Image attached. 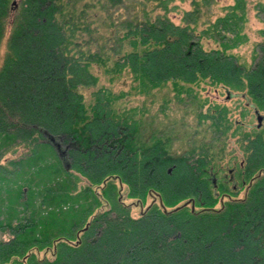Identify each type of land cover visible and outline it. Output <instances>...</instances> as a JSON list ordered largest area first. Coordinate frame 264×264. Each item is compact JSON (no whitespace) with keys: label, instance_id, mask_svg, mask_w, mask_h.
Segmentation results:
<instances>
[{"label":"trees","instance_id":"16d2710c","mask_svg":"<svg viewBox=\"0 0 264 264\" xmlns=\"http://www.w3.org/2000/svg\"><path fill=\"white\" fill-rule=\"evenodd\" d=\"M170 1L0 0V50L3 41L7 43L0 64V142L14 138V130L26 132L23 141L31 144L39 142L38 136L44 137L42 143L57 151L66 172L78 167L79 172L86 168L101 175L117 166L127 168L125 156L135 157L144 146L126 124L112 118L111 99L118 94L104 90L102 100L96 96L85 105L80 87L96 84L97 76L90 70L93 65L109 80L123 71L129 73L136 92H149L168 81L175 97L183 99L180 94L189 88L184 84L205 80L221 84L226 95H232L230 89L246 94L255 113L264 110V39L256 43L258 52L250 63L228 51L245 39L242 23L252 0H232L225 5L224 14L209 22L212 33L205 32L220 40L208 49L202 47L196 32L201 12L208 13L202 8L207 6L206 0H189L191 9L184 10L178 22L167 13L176 8ZM253 6L264 10L262 0H253ZM121 11L126 14L122 16ZM224 35L228 40L222 39ZM199 100L196 111L202 105ZM253 130L240 139V161L221 180H216L218 170L208 162V171L201 160L192 164L181 161L180 169L173 167L168 172L161 165L163 160H155L153 166L142 158L145 179L142 170L134 167L122 173L127 177L123 180L121 173L106 176L110 178L103 179L102 187L92 193L100 206L107 203L105 194L110 197L111 179L116 177L130 181L127 189L133 186L138 192L154 193L157 206L152 201L138 217L130 219L126 212V221H119L124 213L116 211L127 206L119 202L107 230L102 226L107 208H100L93 214L97 223L93 229L88 232L92 225H86L82 230L81 234L89 236L81 239L79 233L75 241L62 229L45 233L44 241L55 240L51 257L38 256L37 249H50L45 242L32 252L35 245L25 237L27 222L0 221V232L7 228L16 233L9 241L0 238V263L264 264V134L258 125ZM57 138L71 147L70 165L63 161L61 146L54 142ZM151 149L147 154L145 148V159L158 157ZM9 151L13 150L6 148L4 154ZM199 156L207 155L201 152ZM81 160L86 163L84 168ZM89 170L87 174L92 173ZM241 189L242 196L230 197L228 191ZM187 193L195 194L199 208L191 211L187 204L178 206L182 201L172 206ZM223 193L227 196L220 201L222 207L212 208Z\"/></svg>","mask_w":264,"mask_h":264},{"label":"rangeland","instance_id":"374dc122","mask_svg":"<svg viewBox=\"0 0 264 264\" xmlns=\"http://www.w3.org/2000/svg\"><path fill=\"white\" fill-rule=\"evenodd\" d=\"M262 1L264 2V0ZM231 2L232 0H206L207 6L201 5L208 11L206 14L201 12V17L196 25V32L201 35L203 48L208 49L217 46V39H220L215 36H208V32L205 30L212 33L209 22H213L218 15L224 14L225 5ZM169 5H176V8L167 12L175 22L180 20L184 10L191 9L189 0H171ZM142 7L145 8V2H143ZM247 7L246 19L242 23L245 39L235 47L229 48L228 51L233 52L239 61L250 63L253 59V53L258 52L256 43L264 39V10L259 9L257 11L253 6V0L247 3ZM125 14L124 11H121L122 16ZM185 16L191 17L192 15ZM6 32L5 36L7 37L8 32ZM225 33H229L226 34L227 36L231 35L228 30ZM222 39L228 40L225 35ZM6 44L3 41L0 50V64L6 54ZM90 70L97 76V80L95 85L80 87L85 105L93 102L96 96L102 100V91L104 90L118 94L111 99L112 114L114 115L112 118L118 120L122 126L126 124L127 130L140 138L139 142H142L144 149L141 150L139 147L135 157L125 156L127 168L121 169L117 166V169L110 168L100 175L97 171L93 172L92 169H83L86 163L82 160L80 161L82 164L80 166L83 167L82 172H79L78 167L71 172H66L63 169L62 159L59 160L57 157V151L42 143L44 137L39 138L38 136L39 142L31 144L23 141V137H27L26 132L14 130V138L9 136L0 142V221L27 222L28 229L25 231L27 232L25 237L31 245H35L32 252L36 246L43 242L50 247L47 250L45 247L37 249L38 256L47 254L48 257H51L50 252L55 240L50 238V240L44 241L45 233L62 229L65 234L70 236L71 241H75L76 235L79 233L80 238L89 236L81 234L82 230L86 225L89 227L92 225L88 232L93 229L97 224L96 219L92 220L93 214H96L100 208L102 210L107 208V219L103 220L105 224L99 221L102 226L105 225L107 230L113 223L111 220H114L115 207L119 205V202L127 205L125 208L122 207V210L116 211L117 214L124 213L118 218L119 221H126L127 213V217L130 219L138 217L141 210L144 211L151 205L152 201L153 205L157 206L158 200L154 193L153 200V195L147 194V191L138 192L133 186L132 189L131 187L127 189L130 181L127 180L125 183L119 181L117 177L111 179L114 188L109 198V194L105 192L107 193L105 194L107 203L103 202L100 206L101 203L94 199L92 193L98 191L100 186L102 187L103 179L106 181L107 178H110L106 176L112 175V173L119 175L130 167H134L139 169V172L140 169L142 170V178L145 179V170L141 166L142 158L143 163H147V165L152 163L153 166L157 165L155 160H163L161 165L167 166L168 172L173 167L180 169L179 164L182 162L192 164L201 160L202 165H205L208 171L211 165V168H216L218 170V173L215 174L216 180H221L224 179L222 175H227L228 168L236 167L240 161L243 144L240 139L247 132L252 133L254 126H257L256 113L252 109L254 104L249 97L246 94L236 92L235 89H230L233 92L232 95H226L221 84L208 83L205 80H200L197 84L192 83L189 86L184 84V87H189L188 91L180 94L183 99H177L168 81L159 87L151 88L149 92H136L131 88L133 85L131 76L125 71L109 80L107 75L96 65H93ZM97 89L102 90L96 93ZM199 99H202V105L196 111L195 108L198 107L197 100ZM257 111L262 115L258 125L259 131L264 134V110L257 109ZM222 113L224 116L220 117ZM54 142L58 143L59 147L61 146V153L65 156L63 161L70 165L72 155L69 144L67 145L66 142L64 143L58 138ZM153 145L156 147L151 149ZM6 148L13 151L4 154ZM145 148L147 154L151 149V153H157L158 157L151 159L148 155V159H145ZM191 148H193V153L190 151ZM201 152L207 156L201 158L199 156ZM181 158L185 159L180 160ZM82 159L92 160L89 156L87 158L83 156ZM133 162L136 165L133 166ZM88 170L92 173L87 174ZM125 175H121V180L127 178L124 177ZM130 178L133 179V177ZM88 185L91 186V189L86 188ZM229 185L231 184L227 183V186ZM156 191L158 192V190ZM228 192L230 197H240L243 191L241 189L237 193ZM77 195L79 197H76ZM218 196L212 203V208L222 207L220 201L225 200L227 195L223 193ZM190 197L193 198V210H196L200 205L195 194H184L180 199H176L177 202H173L172 206ZM186 207L191 210L189 204ZM96 218L101 219L102 217L96 215ZM119 226L122 227V225ZM4 229L6 230L0 232L1 239L9 241L16 236V233L14 234L7 228ZM34 238H38V240H34ZM16 264L20 263L16 262Z\"/></svg>","mask_w":264,"mask_h":264},{"label":"water","instance_id":"95a60500","mask_svg":"<svg viewBox=\"0 0 264 264\" xmlns=\"http://www.w3.org/2000/svg\"><path fill=\"white\" fill-rule=\"evenodd\" d=\"M262 119V115H260L259 113L256 112V120H257V125H259L260 121ZM57 145V144H56ZM189 204L190 205V209L191 211L193 210V198H188L185 201H183L180 205L178 206H182V205H186ZM163 211H166V209L164 207H162Z\"/></svg>","mask_w":264,"mask_h":264}]
</instances>
